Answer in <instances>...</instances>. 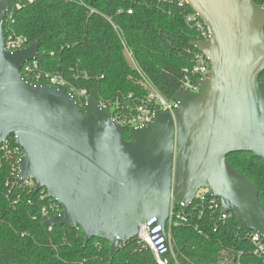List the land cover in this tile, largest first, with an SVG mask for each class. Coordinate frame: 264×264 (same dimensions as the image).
<instances>
[{
  "label": "water",
  "instance_id": "1",
  "mask_svg": "<svg viewBox=\"0 0 264 264\" xmlns=\"http://www.w3.org/2000/svg\"><path fill=\"white\" fill-rule=\"evenodd\" d=\"M183 2L206 28L207 40L192 47L210 73L199 94L174 95V117L155 112L126 141L93 95L81 109L67 91L21 77L39 48L4 50L8 3L0 1V144L14 137L23 152L18 179L33 180L59 204L43 226L78 228L85 244L103 241L113 253L141 222L164 228L171 202L187 208L206 190L264 239L257 189L227 160L240 153L264 160V8L252 0Z\"/></svg>",
  "mask_w": 264,
  "mask_h": 264
},
{
  "label": "trees",
  "instance_id": "2",
  "mask_svg": "<svg viewBox=\"0 0 264 264\" xmlns=\"http://www.w3.org/2000/svg\"><path fill=\"white\" fill-rule=\"evenodd\" d=\"M6 1L4 36L38 45L36 73L61 76L65 91H85L98 103L133 105L148 94L146 83L172 101L196 52L192 44L202 40L185 22L182 0ZM123 138L131 141L127 131ZM227 160L256 187L264 209V160L251 153ZM39 194L25 189L0 153V264H156L135 238L111 253L103 241L85 244L78 228L43 226ZM185 213L187 220L171 227L169 264H229L238 252L243 264H264L253 255L252 231L234 213L224 223L207 205L194 203Z\"/></svg>",
  "mask_w": 264,
  "mask_h": 264
},
{
  "label": "built area",
  "instance_id": "3",
  "mask_svg": "<svg viewBox=\"0 0 264 264\" xmlns=\"http://www.w3.org/2000/svg\"><path fill=\"white\" fill-rule=\"evenodd\" d=\"M28 1L31 2V0ZM160 1L165 2L167 0ZM252 1H254L255 3L256 1H261L262 5H258L257 3L256 4L264 8V0ZM17 9H20V6H17ZM188 10L189 11L185 15V22L187 24H192L196 28L202 38L201 41H206L208 38V34L205 26L189 8ZM28 46L29 45L27 44V40L25 38L15 37L11 35L5 38L3 44L4 50L8 53H14L23 50ZM36 68L37 65L35 61L25 64L20 70L21 77L30 84L45 85L56 88L58 90H64V88L67 86L65 80L61 76L48 74L42 75L40 73H36ZM209 73L210 63L208 59L200 52L196 51L192 54L191 65L187 68L182 69L183 78L181 82L180 92H185L193 95L199 94V82L205 80L208 77ZM146 87L149 90L148 94L143 98L138 99L135 103H132L133 105H124L123 103L119 104L117 102H101L98 104L100 108L105 111L116 124L124 128L125 132H128L132 128L137 129L150 125L152 123L155 112L167 113L174 117V113L179 109L178 103H176L174 100L169 101L165 99L148 83H146ZM68 93L75 99L78 106L82 109L85 105L88 94L85 91H77L73 88H70ZM13 143L11 142L9 137L4 140L0 144V153L5 160L11 162L12 175L18 181L23 182V186L25 187V189H27L28 191H37L36 184L33 180L22 181L18 179V163L23 156V152L20 147L15 144L14 137ZM38 191H40L39 201L45 202L40 210V214L44 220V223L45 221L58 216L61 212V208L58 203L47 196V193L43 189ZM194 203L196 206L207 205L210 212L213 214L219 212V221L222 223H224L231 217V213L222 212L220 200L218 198L209 196L206 190L198 191L194 197L193 202L187 208H185L183 205H177L174 207L171 202L168 212V218L164 225V228H161V226L159 225L153 226L156 219H152L149 222H141L138 225L137 234L133 237L141 248L149 250L156 264H169V260L174 259L170 232L171 227L176 225L178 222L187 220L185 210L189 209ZM28 204L30 206L32 205L31 202H28ZM249 239L254 247L253 255L258 258L264 259V239L254 232L249 235ZM125 242H123L122 245ZM165 254H167L166 257ZM242 256L243 253L238 252L233 262L231 261L229 262V264H243L241 261Z\"/></svg>",
  "mask_w": 264,
  "mask_h": 264
}]
</instances>
